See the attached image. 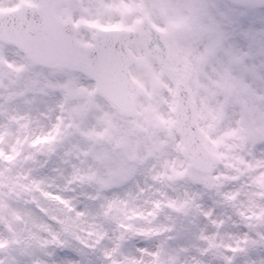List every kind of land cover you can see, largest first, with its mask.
Returning <instances> with one entry per match:
<instances>
[{
    "label": "rangeland",
    "instance_id": "374dc122",
    "mask_svg": "<svg viewBox=\"0 0 264 264\" xmlns=\"http://www.w3.org/2000/svg\"><path fill=\"white\" fill-rule=\"evenodd\" d=\"M135 2L60 0L56 14L77 21L78 40L89 43L99 28L135 25L140 19L139 9L131 7ZM140 2L146 16L143 35L129 47L130 73L140 92L129 116L113 109L82 74L38 65L0 42V185L6 188L0 196V243L7 233L27 236L30 227H41L25 210L37 200L68 208L46 190L56 185L75 187L79 195L80 183L108 187L144 166L151 172L152 161L167 167L169 179L188 174L171 114L176 81L192 92L202 137L219 163L232 171L228 179L264 169L241 156L246 143L264 137V85L250 87L234 74L241 56L222 47L215 0ZM22 3L35 0H0V12ZM150 38L161 43L160 50L149 48ZM220 51L223 58L217 57ZM69 180L74 183H65ZM18 186L23 196L13 193ZM241 195L246 202L264 198V170L244 185ZM127 201L131 204L111 207L126 219L140 217L145 202L131 191ZM150 215L144 213V218Z\"/></svg>",
    "mask_w": 264,
    "mask_h": 264
},
{
    "label": "snow or ice",
    "instance_id": "6c2138e0",
    "mask_svg": "<svg viewBox=\"0 0 264 264\" xmlns=\"http://www.w3.org/2000/svg\"><path fill=\"white\" fill-rule=\"evenodd\" d=\"M214 10L222 47L241 56L234 74L250 87L264 85V0H215ZM241 156L264 164V137L246 143ZM151 163V172L144 166L108 187L80 183L79 195L63 184L46 189L68 208L44 200L28 205L41 227H30L27 236L7 233L0 264H264V198L246 202L241 195L264 169L231 180L230 169L213 163L169 179L166 166ZM130 191L145 202L142 215L131 220L111 207L128 202Z\"/></svg>",
    "mask_w": 264,
    "mask_h": 264
},
{
    "label": "water",
    "instance_id": "95a60500",
    "mask_svg": "<svg viewBox=\"0 0 264 264\" xmlns=\"http://www.w3.org/2000/svg\"><path fill=\"white\" fill-rule=\"evenodd\" d=\"M43 7L46 10L48 8L46 6ZM43 11L32 9L28 14L29 19L35 20L34 25H37L38 29H28V21L24 14L15 24H12L10 21H7V25L0 24V36L5 41L13 39L24 49L32 51L37 59H41L49 64H64L79 68L96 80L98 89L103 93L105 92L108 98L119 109L126 112L130 111L131 102L127 97V91L130 89L128 83L120 81L123 88L120 91H116L109 85L108 73L106 71L108 65L106 59L111 57L112 53H118L120 50V53L126 58L123 47L119 49V47L111 45L89 53L69 40V33L71 31L67 26L58 24L53 20L47 19L45 16L40 21L38 14ZM4 17L12 18L9 14H6ZM35 33H40V44L37 47L32 46V42L30 41ZM132 37V35H127L125 41H128ZM179 90L180 88H178L177 96H181ZM176 112L182 114V103L178 105ZM179 122H181V119ZM179 133L184 141V153L195 169L202 170L214 163L213 158L199 142L196 127H194L192 122L185 121L179 129Z\"/></svg>",
    "mask_w": 264,
    "mask_h": 264
},
{
    "label": "bare ground",
    "instance_id": "6f19581e",
    "mask_svg": "<svg viewBox=\"0 0 264 264\" xmlns=\"http://www.w3.org/2000/svg\"><path fill=\"white\" fill-rule=\"evenodd\" d=\"M13 193H15L16 196H20V195L23 196L24 192H23L21 186H18L16 189L13 190Z\"/></svg>",
    "mask_w": 264,
    "mask_h": 264
}]
</instances>
